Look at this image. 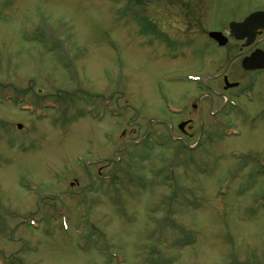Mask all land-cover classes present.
<instances>
[{
	"label": "rangeland",
	"instance_id": "rangeland-1",
	"mask_svg": "<svg viewBox=\"0 0 264 264\" xmlns=\"http://www.w3.org/2000/svg\"><path fill=\"white\" fill-rule=\"evenodd\" d=\"M235 1L0 0V264H264L257 109L212 143L207 112L189 141L157 124Z\"/></svg>",
	"mask_w": 264,
	"mask_h": 264
},
{
	"label": "flooded vegetation",
	"instance_id": "flooded-vegetation-1",
	"mask_svg": "<svg viewBox=\"0 0 264 264\" xmlns=\"http://www.w3.org/2000/svg\"><path fill=\"white\" fill-rule=\"evenodd\" d=\"M225 16L227 18L216 31L221 37L213 39L210 36L212 30L207 34L209 46L218 55L209 61L212 66L217 64L218 70L213 67L214 72L205 70L196 73L199 77L185 76L187 81L195 83L200 94H190L187 103L180 105L173 103L163 92L160 94L166 99L162 107L164 114L175 119H164L163 114V120L157 121V124L167 127L163 130L179 141H189L195 136L196 131L189 133L188 129L194 126L196 117H199L197 123L200 124V117L206 112L209 113V121L206 127L200 126L199 138H206L208 142L213 138L224 140L240 135L236 122L239 117L247 116L245 103L252 104L257 109L258 118L264 119V89L260 86L264 82V0H236L230 14ZM31 91V87L25 88L26 95L29 96ZM190 109L197 113L193 119L186 118ZM213 116L228 120V123L222 121L216 128L218 135L213 133L214 127L209 124ZM227 131L231 132L230 135L226 134ZM199 145L197 140L193 145L187 144V147L194 149ZM101 169L96 175L107 180ZM263 170L264 164L259 163L255 171L263 174Z\"/></svg>",
	"mask_w": 264,
	"mask_h": 264
},
{
	"label": "water",
	"instance_id": "water-1",
	"mask_svg": "<svg viewBox=\"0 0 264 264\" xmlns=\"http://www.w3.org/2000/svg\"><path fill=\"white\" fill-rule=\"evenodd\" d=\"M247 21H249V20H247ZM231 27L234 28L235 24L232 23ZM210 36L217 40L221 37V34L219 32L212 31V32H210Z\"/></svg>",
	"mask_w": 264,
	"mask_h": 264
}]
</instances>
